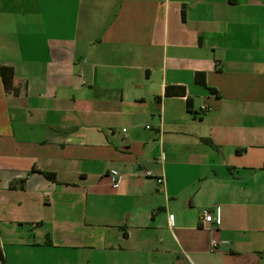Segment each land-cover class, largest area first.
<instances>
[{"label":"crops","instance_id":"crops-1","mask_svg":"<svg viewBox=\"0 0 264 264\" xmlns=\"http://www.w3.org/2000/svg\"><path fill=\"white\" fill-rule=\"evenodd\" d=\"M0 67V264H264V0H0Z\"/></svg>","mask_w":264,"mask_h":264},{"label":"trees","instance_id":"trees-1","mask_svg":"<svg viewBox=\"0 0 264 264\" xmlns=\"http://www.w3.org/2000/svg\"><path fill=\"white\" fill-rule=\"evenodd\" d=\"M12 76L13 75H12V69L11 68H9V67H0V77H1V79L3 81L4 88L7 91H11V89H12V79H13ZM195 81L197 82V84L205 87L211 93L216 94L214 89L207 88V86L205 84V81H204V74L203 73H197L195 75ZM177 89L180 90V94L182 96L184 94V89L183 88H177ZM187 107H190V102L188 100H187ZM262 169L264 170V164H263ZM42 175L45 178H47L48 180H50V181H55L54 176L52 174L42 173ZM0 260L3 263V258L1 256V254H0Z\"/></svg>","mask_w":264,"mask_h":264},{"label":"built area","instance_id":"built-area-1","mask_svg":"<svg viewBox=\"0 0 264 264\" xmlns=\"http://www.w3.org/2000/svg\"><path fill=\"white\" fill-rule=\"evenodd\" d=\"M150 175H151V173L149 171L144 172L145 177L150 176ZM113 181L115 182V180H113ZM157 182L160 184L163 182V179L159 178V179H157ZM116 184L117 183L114 184V187L116 186ZM201 216H202L203 222L208 223L211 221V215L208 211H203ZM213 250H215V244L214 243H212V245H211V251H213ZM187 264H190V263H187Z\"/></svg>","mask_w":264,"mask_h":264}]
</instances>
